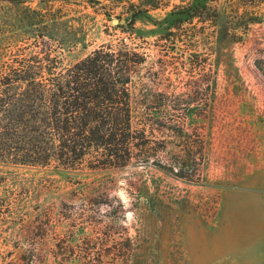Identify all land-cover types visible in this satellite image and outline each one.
<instances>
[{"label":"rangeland","instance_id":"obj_1","mask_svg":"<svg viewBox=\"0 0 264 264\" xmlns=\"http://www.w3.org/2000/svg\"><path fill=\"white\" fill-rule=\"evenodd\" d=\"M47 1L0 6V73L38 45L70 65L127 38L150 55V73L167 62L157 87L190 93L200 53L214 80L206 162L192 182L136 163L0 161V264H263L264 74L255 62L264 58V0H200L206 14L185 24L193 41L176 47L157 39L188 0H159L134 29L128 4L108 17L84 0Z\"/></svg>","mask_w":264,"mask_h":264},{"label":"trees","instance_id":"obj_2","mask_svg":"<svg viewBox=\"0 0 264 264\" xmlns=\"http://www.w3.org/2000/svg\"><path fill=\"white\" fill-rule=\"evenodd\" d=\"M34 1L0 0V6ZM84 1L103 8L108 17L111 7L128 4L133 29L137 17L159 7V0L140 5L132 0ZM208 7L200 0L177 6L173 27L157 41L169 47L185 37L193 41L185 24L203 18ZM37 47L21 52L0 73V161L48 164L54 159L68 168L90 170L136 163L192 182L202 180L214 82L203 73L207 58L192 55L201 73L188 93L157 87L167 62L150 73V55L127 38L103 44L70 65L59 55L51 57L52 50ZM255 63L264 74V58Z\"/></svg>","mask_w":264,"mask_h":264},{"label":"water","instance_id":"obj_3","mask_svg":"<svg viewBox=\"0 0 264 264\" xmlns=\"http://www.w3.org/2000/svg\"><path fill=\"white\" fill-rule=\"evenodd\" d=\"M113 22L114 23H118L119 22V19L115 18V19H113Z\"/></svg>","mask_w":264,"mask_h":264},{"label":"crops","instance_id":"obj_4","mask_svg":"<svg viewBox=\"0 0 264 264\" xmlns=\"http://www.w3.org/2000/svg\"><path fill=\"white\" fill-rule=\"evenodd\" d=\"M264 264V263H263Z\"/></svg>","mask_w":264,"mask_h":264}]
</instances>
